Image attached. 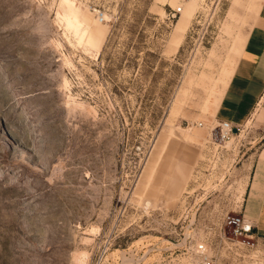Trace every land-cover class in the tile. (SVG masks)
I'll list each match as a JSON object with an SVG mask.
<instances>
[{
	"label": "rangeland",
	"instance_id": "rangeland-1",
	"mask_svg": "<svg viewBox=\"0 0 264 264\" xmlns=\"http://www.w3.org/2000/svg\"><path fill=\"white\" fill-rule=\"evenodd\" d=\"M255 15V0H0V264H191L199 242L217 264H264V238L229 224L264 95L228 138L214 116Z\"/></svg>",
	"mask_w": 264,
	"mask_h": 264
},
{
	"label": "crops",
	"instance_id": "crops-1",
	"mask_svg": "<svg viewBox=\"0 0 264 264\" xmlns=\"http://www.w3.org/2000/svg\"><path fill=\"white\" fill-rule=\"evenodd\" d=\"M256 15L243 49L215 110L219 123L235 128L255 115L264 95V0H255ZM241 214L251 231L264 238V148L251 165L245 182Z\"/></svg>",
	"mask_w": 264,
	"mask_h": 264
},
{
	"label": "built area",
	"instance_id": "built-area-1",
	"mask_svg": "<svg viewBox=\"0 0 264 264\" xmlns=\"http://www.w3.org/2000/svg\"><path fill=\"white\" fill-rule=\"evenodd\" d=\"M175 15L176 14H174V16ZM98 17L101 22H104L105 17L102 13H99ZM234 128L235 127L230 123H220L221 137L223 139L228 138L230 134H233ZM229 224L233 226L235 234L237 235H243L244 233L251 231V229L246 225L243 217H229ZM190 258L191 264H217L215 257L209 253L208 246L205 242H199L193 246Z\"/></svg>",
	"mask_w": 264,
	"mask_h": 264
},
{
	"label": "water",
	"instance_id": "water-1",
	"mask_svg": "<svg viewBox=\"0 0 264 264\" xmlns=\"http://www.w3.org/2000/svg\"><path fill=\"white\" fill-rule=\"evenodd\" d=\"M233 133H238V128H234Z\"/></svg>",
	"mask_w": 264,
	"mask_h": 264
}]
</instances>
